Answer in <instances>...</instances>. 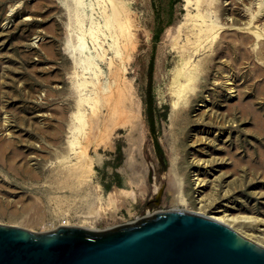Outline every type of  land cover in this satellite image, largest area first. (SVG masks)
<instances>
[{"label":"rangeland","instance_id":"374dc122","mask_svg":"<svg viewBox=\"0 0 264 264\" xmlns=\"http://www.w3.org/2000/svg\"><path fill=\"white\" fill-rule=\"evenodd\" d=\"M82 1L0 0V224L44 232L69 213L75 225L95 216L84 225L98 231L159 211L202 213L197 172L208 196L264 218V0H122L137 37L121 71L133 109L116 110L126 119L108 127L106 118L94 123L108 114L107 101L82 108L85 129L97 131L90 172L78 179L69 143L74 134L83 138L73 133L78 83L94 77L75 62L79 38L94 56L110 42L101 16L110 0ZM198 14L215 22L218 35L194 54L197 77L174 106L180 47ZM98 25L102 47L89 34ZM96 62L100 78L108 77L106 61ZM181 185L188 206L176 202ZM242 231L259 237L256 227Z\"/></svg>","mask_w":264,"mask_h":264},{"label":"water","instance_id":"95a60500","mask_svg":"<svg viewBox=\"0 0 264 264\" xmlns=\"http://www.w3.org/2000/svg\"><path fill=\"white\" fill-rule=\"evenodd\" d=\"M0 264H264V246L207 216L165 210L98 231L0 224Z\"/></svg>","mask_w":264,"mask_h":264},{"label":"bare ground","instance_id":"6f19581e","mask_svg":"<svg viewBox=\"0 0 264 264\" xmlns=\"http://www.w3.org/2000/svg\"><path fill=\"white\" fill-rule=\"evenodd\" d=\"M77 2L79 5L83 4L82 0H77ZM77 16L78 18H80L79 14H77ZM101 16L104 23L103 26L107 30V32L105 33L103 32V34L110 41L109 48L103 49V51L99 52L96 56H94L92 53L84 54L83 52L84 49L86 48V44L82 41V37H80L79 39L81 42L80 43L81 58L79 62L78 59H76L75 57V62L77 64L82 63L83 65H85L84 69L86 71L94 70L93 78L83 77L82 80L79 81L78 83L81 92H80V96H78L79 99L77 101L78 111L75 113L74 117L75 120L79 123V126H76L74 128L73 133L76 131L83 132V138L81 137L82 139H80L78 135L74 134L73 138L69 141L72 152L75 155V162L71 163V166L73 167L71 169H73V172L78 175V179L79 176H81V179L83 177L86 178L88 176V173L90 172L91 163L89 162V158H88V146L95 139V135H96L95 132L97 131L94 129L95 132H93V128L89 130L85 129L88 122L86 119V113L82 111V108L87 106L90 107L92 111H95L97 104L100 102L101 99H104L105 101H107L106 111L108 114L106 115H102L101 113L97 114L96 117L97 121L95 119L94 123L98 122L99 124L101 119L106 118L107 121L106 119H104L105 120V122H103L104 124L106 123L107 125L108 121L111 122L115 121V124H118L121 123L120 121L122 120L124 121L127 115L124 117V119L121 118V116L118 119L115 115V111L123 109L125 114H127V112H132L133 103H134L132 99L133 96L132 88H131L132 85H129V82L126 81V78L123 76L122 73L125 70L126 59L129 58L132 55L131 52L137 48V44H135L137 37L134 30L131 29V18L128 16V10L126 9L122 0H110L109 8L104 9L101 13ZM197 16L200 17L199 21H196L197 23L194 24L191 33L190 34L187 33L186 41L184 40L185 43L181 47L179 46L182 49L183 64L180 68L176 70L173 79L172 93L175 95L174 106H178L182 101L186 100L187 95L185 94V90L187 86H189L190 83L197 77L198 62L193 61L194 54L200 51V48L202 47V43L213 42L218 35L217 33L218 31L216 30V25L214 21H208L201 14H198ZM91 22L92 24H97V22L95 23L93 20ZM100 30H101L100 26L98 25L95 28H90L89 34H91L95 38V41L97 42L99 47H102L99 41V36L97 35V32ZM192 37H195L194 41L191 39ZM109 51H111V54ZM96 58H100L101 60L106 61L108 65L107 69L109 72L108 77L105 76L103 78H100L101 75L104 76L105 74L103 71H99L101 74H98L97 69L99 68V65L96 62ZM185 107L187 106H184V108ZM92 118L94 120V116ZM115 124L113 125L114 127L116 126ZM102 131H107V129H104L103 127ZM196 175L197 177L194 179L196 203L199 205L200 208L199 210L205 211V213H203L204 211L202 213L199 211L200 213L197 214L207 216L215 221L225 224L230 228L234 229L235 231L243 234L245 237L264 246V242H263L264 240L261 238V236H264V218L257 217L254 215L238 214L232 212L233 207H231L230 204L228 203L221 204L218 201L216 195L208 196V194L206 193L207 183L205 179L201 178L198 172L196 173ZM176 202L186 206H188L190 203L188 202V199H186L183 185H181L180 191L178 192V196L176 197ZM176 210H180V209H175V211ZM68 214L65 213V217L61 218L62 222L57 226V228L59 226H76V227L86 228L89 230H96L94 229V227L91 226L88 227L84 225L88 222L92 223L94 221L93 219L96 218L95 216L93 215H89L88 217L84 216L85 217L84 224L75 225L69 221ZM244 227L247 228L256 227L259 231V237L258 236L255 237L256 235L252 233L242 231V228ZM50 230H54V228Z\"/></svg>","mask_w":264,"mask_h":264}]
</instances>
